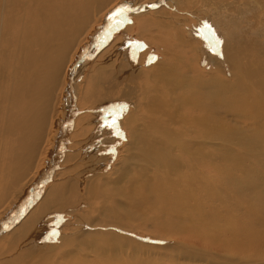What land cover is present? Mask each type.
<instances>
[{
	"label": "bare ground",
	"instance_id": "6f19581e",
	"mask_svg": "<svg viewBox=\"0 0 264 264\" xmlns=\"http://www.w3.org/2000/svg\"><path fill=\"white\" fill-rule=\"evenodd\" d=\"M148 1L0 0V264H264V0Z\"/></svg>",
	"mask_w": 264,
	"mask_h": 264
},
{
	"label": "rangeland",
	"instance_id": "374dc122",
	"mask_svg": "<svg viewBox=\"0 0 264 264\" xmlns=\"http://www.w3.org/2000/svg\"><path fill=\"white\" fill-rule=\"evenodd\" d=\"M138 1L139 0H132V2L134 3H138ZM154 1V0H153ZM152 0L151 1H148V2H153ZM156 1H158V0H156ZM148 5V4H147ZM199 5H201V3H199ZM197 6L198 5H196V3H195V8H192V7H190V8H188L187 10H190V11H193L194 9H196L197 8ZM124 9V11L122 12V13H125L123 16V19H124V21H123V24L119 27V29L117 28V29H115V32H114V35H113V37H111V36H109L110 34H111V29L112 28H114L113 27V23L112 24H110V26L108 27V29H106V31L107 30H109V31H107V35H106V37H105V39H109L108 37H111V39H109V45L114 41V40H116V38H117V36H119L121 33H122V31H124V29H126L127 28V26H133L134 25V23H135V18L136 17H134L136 14H131V13H128V11L126 10V8H123ZM153 9H155V7L153 8ZM127 11V12H126ZM175 11V10H174ZM193 17V16H192ZM191 17V19H193ZM201 22H203L202 24H201ZM192 23H194V24H196V33H195V35H193V37L196 39V40H198V42L200 41V43H201V52H203L204 53V55L203 54H199V56H206V50H203L204 48H209L210 50H218V42L216 41L217 39H216V31H214V29H213V26H211V25H209L208 24V21L206 20V21H200V22H198V23H196L195 22V20H192ZM198 24V25H197ZM203 25V26H202ZM115 26V25H114ZM189 27H187V29H188ZM111 30V31H110ZM213 31V32H212ZM200 35V36H199ZM205 35V36H204ZM204 38V39H203ZM105 39L103 38V39H101V40H99L98 41V43L99 42H101L100 43V46L99 45H97L96 46V48L94 49V51H96V50H98V52H97V56H99L105 49L104 48H108L109 47V45L106 43V42H104L105 41ZM138 39V40H137ZM104 40V41H103ZM136 40V41H135ZM128 41V42H127ZM142 41V42H141ZM104 42V43H103ZM137 42H139V43H137ZM137 43V44H136ZM102 46H103V48H102ZM123 47H124V49L125 48H129L130 49V52H132L133 54L135 53V54H137V52L139 53L140 51H139V49L142 51V54H143V51L144 52H148V56H147V58H146V60H145V62L146 63H148V61L150 60V58H153L154 57V59L152 60V62H149L148 64H153V63H156L157 61H159L160 59H161V57H162V54L160 53V52H158L159 50L157 49V48H155V47H150V45L148 44V42L145 40V39H139V38H136V37H132V36H128V39H126L125 41H124V44H123ZM143 47V48H142ZM137 50V51H136ZM146 50H148V51H146ZM219 51V50H218ZM213 52V51H212ZM216 52V51H215ZM99 53V54H98ZM218 56H221L220 55V53H218L217 54ZM96 58V57H95ZM95 58H91V57H89L88 58V60H89V62H88V66H86L87 68H86V71L88 72L89 71V69H90V67L92 66V62L95 60ZM221 58H222V60H225V58L223 57V56H221ZM149 59V60H148ZM93 60V61H92ZM209 63V65H208V67L206 66V68L205 67H202L203 65L201 64V62L199 63V68L200 69H202V70H205L206 72H208V71H210V69H211V67H212V69L213 70H215L217 67H214L213 65H211L210 64V62H208ZM207 63V64H208ZM224 66H227L226 64V60L224 61ZM202 65V66H201ZM205 68V69H204ZM197 70V69H196ZM224 70H226L225 68H224ZM228 72H225V74H226V78H231V76H230V74H227ZM191 75H195V76H197L198 74H196V73H193V74H191ZM83 79H84V75L83 76H81L80 77V79H79V82H82L83 81ZM78 82V83H79ZM68 99H69V97H68ZM67 99V100H68ZM101 108H103V107H101ZM101 108H95L96 110H98V111H95V109H82V111L78 114V115H80V114H85V115H98V113L100 114L101 112V110H103V109H101ZM117 108H119V107H117ZM115 109V108H114ZM114 109H110L109 111L108 110H105L104 111V113L107 115H105L104 117H103V119H108V117L110 118V116H111V118H110V120L109 121H112L113 122V120L114 119H116V127H109V129L110 130H112L113 132H114V135H116L117 136V138H115V140H116V143H115V145H114V147H112V150H111V152L112 153H116V155L115 156H113V154H112V160H114L115 161V158L117 157V151H118V148H116V147H118L119 146V142H120V146L119 147H121L122 146V144H124V140H121V138L122 139H124L123 138V136H125V134L127 133L122 127H120V123L122 122V119H123V116L122 115H118V117L119 118H117V117H115V115L117 114L116 112H113V110ZM93 110V111H92ZM92 111V112H91ZM96 112V113H95ZM109 112V113H108ZM129 112V111H128ZM127 112V113H128ZM112 113V114H111ZM113 115V116H112ZM122 118V119H121ZM119 119H120V121H119ZM110 124H112L111 122H109L108 123V126L110 125ZM102 126H107V124H103V122H102ZM74 128H75V123H74V125H72V128L70 129V131H71V134L69 135V137H68V140H67V144H66V146H68L69 147V145H70V143H72V142H70V136L73 134V132H74ZM102 131H103V133L104 132H106L107 133V131H106V129H102ZM120 131V132H119ZM117 132H119V136L116 134ZM106 133H104L105 135H107ZM110 133V132H109ZM123 134V135H122ZM111 135V134H110ZM113 137V136H112ZM103 138H106V137H103ZM102 138V139H103ZM114 138V137H113ZM117 139L118 140H120L119 142H117ZM105 144V143H104ZM110 145V144H109ZM68 147H67V149H68ZM66 149V148H65ZM117 150V151H116ZM64 151H66V150H64ZM65 153V152H64ZM110 156L111 155H109L108 156V158H110ZM114 161H110L111 163H109L110 165H111V168H112V166H113V164L115 163ZM108 171H110V169L108 170ZM38 198V197H37ZM231 199H233V200H231L232 202H234V203H236L237 202V200L235 199V198H231ZM236 201V202H235ZM234 208V207H233ZM234 211L235 212H237V214H239V215H241V212H242V210L240 211V210H238V209H236V208H234ZM240 211V212H239ZM71 213H69L68 214V211H66V212H63L62 213V216L60 215V219L61 220H63V221H65V220H67V222L68 221H72V216L70 215ZM66 215H67V217H66ZM70 216H71V218H70ZM67 218H69V219H67ZM215 219V222H217V223H219V221H218V219H216V218H214ZM231 222H235V224L238 226L239 224L237 223L238 221H236V220H234V221H228V222H226V223H231ZM225 223V224H226ZM148 226H150V225H148ZM239 227V226H238ZM61 233V232H60ZM126 235L128 236V237H132V238H138L140 241H145V243H150V241H152L153 239H151L150 237L149 238H144L143 236H140V235H138V237H136L135 236V234H133V233H126ZM55 238V237H54ZM154 241V240H153ZM155 242V241H154ZM157 242V241H156ZM163 243H165V241H161V242H159V244H163ZM44 244V243H43ZM152 260H153V263H155V261H154V259H153V257H152ZM167 262H168V260H166V258H165V264H167ZM170 262V261H169ZM168 262V263H169Z\"/></svg>",
	"mask_w": 264,
	"mask_h": 264
},
{
	"label": "snow or ice",
	"instance_id": "6c2138e0",
	"mask_svg": "<svg viewBox=\"0 0 264 264\" xmlns=\"http://www.w3.org/2000/svg\"><path fill=\"white\" fill-rule=\"evenodd\" d=\"M151 7H156V5H151ZM123 12V10H120L118 11L117 13H115V15L119 16L121 15V13ZM117 23H120V21H117ZM154 59L153 58H150L149 62H151L152 60ZM117 118H118V115H117ZM109 127H116V119L113 120V123L109 125ZM118 136L120 135L119 132L116 133Z\"/></svg>",
	"mask_w": 264,
	"mask_h": 264
},
{
	"label": "water",
	"instance_id": "95a60500",
	"mask_svg": "<svg viewBox=\"0 0 264 264\" xmlns=\"http://www.w3.org/2000/svg\"><path fill=\"white\" fill-rule=\"evenodd\" d=\"M105 120V119H104Z\"/></svg>",
	"mask_w": 264,
	"mask_h": 264
}]
</instances>
